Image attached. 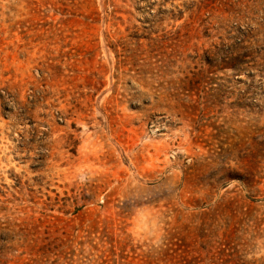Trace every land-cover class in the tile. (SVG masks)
Here are the masks:
<instances>
[{"label":"rangeland","instance_id":"1","mask_svg":"<svg viewBox=\"0 0 264 264\" xmlns=\"http://www.w3.org/2000/svg\"><path fill=\"white\" fill-rule=\"evenodd\" d=\"M0 264H264V0H0Z\"/></svg>","mask_w":264,"mask_h":264},{"label":"clouds","instance_id":"2","mask_svg":"<svg viewBox=\"0 0 264 264\" xmlns=\"http://www.w3.org/2000/svg\"><path fill=\"white\" fill-rule=\"evenodd\" d=\"M140 218H141V221L143 222L146 217L144 215L143 212L140 213ZM153 236H154V239H153V243L157 246V247H160L163 242H164V237L163 235H157L155 232L153 233Z\"/></svg>","mask_w":264,"mask_h":264}]
</instances>
